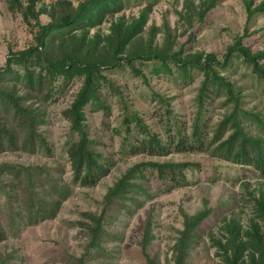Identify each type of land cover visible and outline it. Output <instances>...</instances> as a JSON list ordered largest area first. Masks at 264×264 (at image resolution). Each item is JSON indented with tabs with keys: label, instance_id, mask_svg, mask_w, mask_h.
<instances>
[{
	"label": "rangeland",
	"instance_id": "obj_1",
	"mask_svg": "<svg viewBox=\"0 0 264 264\" xmlns=\"http://www.w3.org/2000/svg\"><path fill=\"white\" fill-rule=\"evenodd\" d=\"M26 1L17 0V6L13 0H0V66L6 62L8 52L26 49L34 43L38 26L20 10ZM58 1H68L76 6L80 0H40L35 9L48 10ZM202 1L129 0L121 12L107 16L101 25L89 29L87 37L91 39L98 35L104 38L110 34L112 26L120 24L129 28L145 17L141 32L127 51L159 49L174 52L183 48L184 54H214L221 60L227 47L233 44L237 35H243L246 28L248 36L244 45L252 52H264V12L247 21L248 7L252 9L263 0H218L200 20L194 10H198ZM150 2L154 4L146 12ZM189 5L191 9L187 8ZM48 19V15L41 14L39 23L43 25ZM258 63L264 67V59ZM134 65L136 67L139 63ZM142 69L144 80L128 68L103 72L116 90H111L106 84L102 86L101 94L108 114L101 123V111H93L88 115L87 126L89 133L98 138V149L112 157L113 167L91 188L72 184L71 166L66 154L73 135L69 132V122L63 111L79 91L81 79H74L55 102L44 103L37 99L27 102L31 108L45 115L44 124L38 131L51 146V155L5 152L0 154V163L47 166L56 178L70 186L71 195L61 204L53 219L27 225L19 235L2 241L0 255L14 251L21 264H71L69 257L79 256L85 242L80 231V224L85 221L83 213H98L107 189L134 165L150 161L190 162L198 164L199 168L184 170L175 180L165 183L156 178L154 171L143 170L140 176L136 174L132 181L141 188L127 194L125 199L117 200L106 217V228L112 239L105 247L114 264H146L141 243L147 222L151 229L147 254L157 264H173L174 247L184 216L202 210H210V215L198 226L184 264H223L220 254L225 248L227 229L231 226L243 241L249 240L253 228L259 227V232H264L263 220L255 209V202L264 198V179L250 167L219 160L209 150L179 153L172 147L169 155L157 158L122 152V146L134 142L133 137L141 135L134 123L127 124V127L124 125L125 117L130 113L140 119V125L150 134H156L164 141L167 131H171L172 122L185 139L198 122L201 136L208 145L219 123L238 108L235 113L245 133L264 137V129L241 114L250 112L264 123V82L259 81L241 59L233 56L232 66L218 72L238 92L237 106L224 92L200 106L201 74L194 73L191 79L180 81L174 75V68L172 74L160 75L152 74L147 67ZM229 133L225 132L222 140ZM216 240L221 241V253L214 243Z\"/></svg>",
	"mask_w": 264,
	"mask_h": 264
},
{
	"label": "trees",
	"instance_id": "obj_2",
	"mask_svg": "<svg viewBox=\"0 0 264 264\" xmlns=\"http://www.w3.org/2000/svg\"><path fill=\"white\" fill-rule=\"evenodd\" d=\"M13 1L19 6L17 0ZM128 1L80 0L76 6L68 1H58L48 10H36L35 6L40 0H27L25 7H20L23 14L36 22L38 31L33 44L20 51L8 52L6 62L0 66V154L43 152L51 155V146L42 132L38 131L39 126L44 124L45 115L31 108L27 102L32 99L44 103L55 102L74 79H81L79 91L70 106L63 111L64 118L69 122V132L73 135L66 147V154L71 166L72 184L91 188L106 177L113 167L112 157L98 149V138L89 133L87 126L88 115L93 111H101V123L108 114L101 94L102 86L106 84L111 90H116L103 72L128 68L144 80L143 67L149 68L155 75L172 74L174 68V75L180 81L191 79L194 73L201 74L203 79L198 93L200 106L212 97L220 96L221 92L237 106L238 92L218 72L232 66L233 56L241 59L249 66L251 73L264 82V67L258 63L264 59V52H252L244 45L248 36L246 28L244 34L237 35L233 44L227 47L221 60L214 54H184L183 48L174 52L159 49L127 51L132 40L141 32L145 17L129 28H123L120 24L112 26L110 34L104 38L98 35L91 39L87 37L89 29L101 25L107 16L121 12ZM217 1H202L194 13L200 20L203 19ZM152 4L150 2L147 5L146 12ZM187 8L191 9V6ZM259 12H264V0L252 9L248 7L247 21ZM41 14L49 18L43 25L39 23ZM135 62L139 63L136 67ZM149 62L151 65H147ZM236 110L239 111L238 108ZM235 112L219 123L208 145H205L201 136L198 122L188 139L182 137L178 126L172 122L171 131H167L164 141L156 134H150L140 125V119L130 113L129 117H125L124 125L127 127V124L134 123L141 135L133 137L134 142L122 146V152L157 158L169 155L172 147L179 153L209 150L219 160L250 167L258 177L264 179V137L245 133ZM241 114L264 129V123L257 115L250 112ZM126 131L129 132L127 128ZM227 131L230 133L222 140ZM194 167L199 168V165L150 161L130 168L107 189L98 213H83L85 221L80 224V231L85 242L79 256L69 257L70 263L114 264L105 247L112 239L106 228V217L117 200H123L127 194L141 188L132 181L136 174L140 176L143 170L154 171L156 178L165 183ZM70 195V186L56 178L47 166L0 163V243L10 236L19 235L27 225L53 219ZM255 205L264 223V198L257 200ZM209 215L210 210H202L184 216L174 247L173 264L185 263L187 249L197 235V228ZM150 230V223L147 222L142 234L141 253L146 264H157L146 252L151 240ZM259 230V227L253 228L249 240L243 241L233 226L228 228L225 248L220 254L223 264H264V232ZM214 243L221 253V241L216 240ZM0 264H21V260L12 251L0 255Z\"/></svg>",
	"mask_w": 264,
	"mask_h": 264
}]
</instances>
